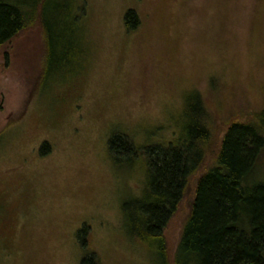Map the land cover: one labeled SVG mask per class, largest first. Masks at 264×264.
I'll list each match as a JSON object with an SVG mask.
<instances>
[{"label":"rangeland","instance_id":"rangeland-1","mask_svg":"<svg viewBox=\"0 0 264 264\" xmlns=\"http://www.w3.org/2000/svg\"><path fill=\"white\" fill-rule=\"evenodd\" d=\"M7 1L26 27L0 51V264H163L130 227L147 148L182 133L196 103L210 167L230 122L264 107V0ZM115 134L143 152L111 157ZM201 172L165 230V264ZM258 183L264 147L243 180Z\"/></svg>","mask_w":264,"mask_h":264},{"label":"trees","instance_id":"trees-1","mask_svg":"<svg viewBox=\"0 0 264 264\" xmlns=\"http://www.w3.org/2000/svg\"><path fill=\"white\" fill-rule=\"evenodd\" d=\"M124 23L131 31L138 27L136 10L126 12ZM25 27L19 7L0 0V51ZM3 100L0 93V108ZM195 105L187 114L182 133L165 146L147 148L152 160L146 170L148 181H144L146 198L133 206L140 216L137 220L131 216V233L147 248H155L163 264L166 259L168 262L165 230L178 212L191 178L202 170L175 264H264V183L243 184L264 147V107L249 120L230 122L215 150L214 164L206 167V156L216 142L208 115L198 117ZM108 147L113 158L125 150L133 152L137 148L143 152L142 147L121 134L113 135ZM82 230L81 234L85 233V227Z\"/></svg>","mask_w":264,"mask_h":264}]
</instances>
